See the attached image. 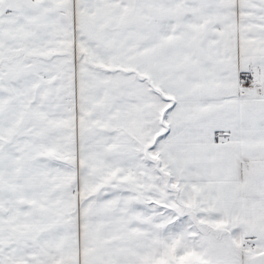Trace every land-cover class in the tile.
Segmentation results:
<instances>
[{
    "label": "snow or ice",
    "instance_id": "obj_1",
    "mask_svg": "<svg viewBox=\"0 0 264 264\" xmlns=\"http://www.w3.org/2000/svg\"><path fill=\"white\" fill-rule=\"evenodd\" d=\"M0 264H264V0H0Z\"/></svg>",
    "mask_w": 264,
    "mask_h": 264
}]
</instances>
